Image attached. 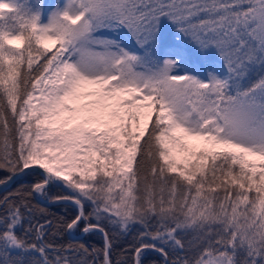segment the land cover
<instances>
[{"label": "snow or ice", "instance_id": "1", "mask_svg": "<svg viewBox=\"0 0 264 264\" xmlns=\"http://www.w3.org/2000/svg\"><path fill=\"white\" fill-rule=\"evenodd\" d=\"M119 29L134 43L97 35ZM34 165L28 195L65 185L104 264V221L141 226L136 264H264V0H0V168ZM4 204L0 264H88L25 197Z\"/></svg>", "mask_w": 264, "mask_h": 264}, {"label": "trees", "instance_id": "2", "mask_svg": "<svg viewBox=\"0 0 264 264\" xmlns=\"http://www.w3.org/2000/svg\"><path fill=\"white\" fill-rule=\"evenodd\" d=\"M52 3H56L57 0H50ZM172 43V40H169ZM56 47H59L57 45ZM55 51V48L52 49ZM143 141H141L142 143ZM139 159V156H138ZM12 174L8 170L0 168V183L10 178ZM43 179V175L39 171H29L18 181H15L8 189L0 192V216L5 213L6 205L4 204L5 197L10 199L19 200L21 196L25 197L33 209L32 223L35 225L45 224L46 221H50V225H46L44 242L53 245L56 248L60 246L73 245L78 246L80 244L85 245L88 248L87 256L83 257L87 260L88 264H104V249H105V239L97 232H89L84 234L79 238H72L68 233L67 224H69L79 213L78 207L74 203L60 202L57 204H50L51 202H56L54 199L58 196H67L70 194V190L61 184H53L49 186L48 195L46 199L47 204L40 202L35 194L28 195L32 190V186L38 181ZM88 211H91V206L86 205ZM43 210V211H41ZM95 223V219L92 221ZM102 226L104 230L109 233V240L111 241V247L108 253V260L110 264H135L136 249L139 247V233L142 231L140 225H136L131 231H122L118 226L112 225L107 221H104ZM84 223L81 222L80 225L74 230L80 235ZM27 225L25 224L23 228H18L17 233L20 236H24L25 229ZM27 239L30 242L35 241L34 234H29ZM186 240H192L193 236L191 233L186 236ZM170 259H174L177 256L183 257L185 255L193 256L194 251H189L184 253L183 251L173 253L170 249ZM56 253L50 251L49 258L54 256ZM14 259H23L27 262L32 260L40 259L39 254L35 252H30L26 254H13ZM141 264H164L165 258L160 252L153 249L143 250L140 256Z\"/></svg>", "mask_w": 264, "mask_h": 264}, {"label": "rangeland", "instance_id": "3", "mask_svg": "<svg viewBox=\"0 0 264 264\" xmlns=\"http://www.w3.org/2000/svg\"><path fill=\"white\" fill-rule=\"evenodd\" d=\"M61 2H62V0H57L56 3H52L50 0H43V3L49 4V5H55V4H58ZM97 35L102 37V38H111V39L119 40L122 44H125V45L134 43V41H132V39H131V35L127 32L126 29L101 30L99 33H97ZM169 40H172V43H176V41L174 40V30H171L169 32ZM97 50H99V49H97ZM193 57H194V59L196 58L194 50H193ZM35 196L38 199H40L41 201L47 202L46 196H41L38 194H35ZM70 235L72 237H76L78 235V233L74 229H72V230H70Z\"/></svg>", "mask_w": 264, "mask_h": 264}, {"label": "water", "instance_id": "4", "mask_svg": "<svg viewBox=\"0 0 264 264\" xmlns=\"http://www.w3.org/2000/svg\"><path fill=\"white\" fill-rule=\"evenodd\" d=\"M32 170H34V171H39L40 173H42V174H44V170L43 169H41L39 166H37V165H34V166H32V167H30V168H28V169H25V170H23L21 173H18V174H15V175H12L10 178H8L7 180H5L3 183H1L0 184V192H2V191H4V190H6V189H8L15 181H18L20 178H22L27 172H29V171H32ZM40 202H42V203H46V202H43V201H41L40 199H38ZM65 201V200H64ZM59 202H61V201H56V202H52V203H50V204H56V203H59ZM67 202H70V201H67ZM94 232H97V233H99V234H101L103 237H104V239H105V236H104V233H102V232H100V231H94ZM83 234H85V232L83 231L82 232V234L80 235V236H78V237H82V235ZM136 259H137V257H136V255H135V264H136Z\"/></svg>", "mask_w": 264, "mask_h": 264}]
</instances>
